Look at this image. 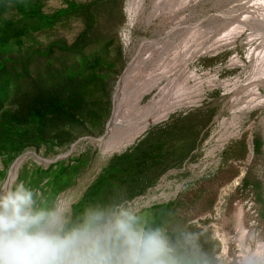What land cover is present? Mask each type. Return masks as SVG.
Returning a JSON list of instances; mask_svg holds the SVG:
<instances>
[{
	"label": "trees",
	"instance_id": "1",
	"mask_svg": "<svg viewBox=\"0 0 264 264\" xmlns=\"http://www.w3.org/2000/svg\"><path fill=\"white\" fill-rule=\"evenodd\" d=\"M48 1L0 0V158L6 166L31 148L39 152L45 147L48 154L68 149L83 135L104 130L112 111L109 81L124 50L119 39L103 33L99 17L104 18L100 14L107 13L108 4L115 0H63V7L53 13L45 12ZM119 15L110 11L105 16L116 20ZM63 23L84 27L73 43L63 38L48 43L37 39L39 32ZM181 124L163 130L167 134L163 138L143 141L132 153L115 156L80 203L112 196L117 190L130 199L143 195L172 166L165 164L172 153L166 151L168 142L174 138L178 142L183 131H192ZM195 142L196 137L181 145L182 158L195 150ZM88 162L85 154L48 169L36 166L30 179L23 180L21 174L20 182L41 188L51 200L72 187ZM66 174L73 179L69 184L62 181ZM7 178L8 170L0 169V179ZM174 205L155 211L176 213ZM208 240L212 244L210 235ZM205 247L209 249V244Z\"/></svg>",
	"mask_w": 264,
	"mask_h": 264
},
{
	"label": "rangeland",
	"instance_id": "2",
	"mask_svg": "<svg viewBox=\"0 0 264 264\" xmlns=\"http://www.w3.org/2000/svg\"><path fill=\"white\" fill-rule=\"evenodd\" d=\"M147 1L149 4L147 13H149L153 8L151 3L156 0ZM128 2V0H115L108 4L107 13L100 14L104 18L101 20L99 17V26L103 33L111 34L117 40L119 39L124 50L123 60L118 62L115 74L109 81V86L113 88L112 111L107 118L104 130H98L94 135H83L72 146L59 153L48 154L45 147L39 152L34 148L27 150L20 156L24 158V163L20 168L21 171L19 170L17 180L11 187L20 182L21 174H23V180H29L36 166L48 169L62 160H67L69 163L73 159L83 158L86 154L89 162L74 181L68 174L62 177L65 183L73 182L72 187L59 196L61 199L81 198L115 156L127 152L132 153L143 141L163 138L162 135H167L163 130L167 132L171 125L181 122V125L188 126L192 131L188 134V130L183 131L184 135L181 134L183 137L180 141L177 142L174 138V142L169 141L168 143L171 144L166 145V151L170 150L172 153L167 155L165 164L172 165V168L166 170L153 187L147 188L143 195L135 199L157 202V207L175 204V212L182 219L208 234L205 243L209 244L208 250L218 258V264H253L254 261L259 260L254 257L256 250L264 244V127L261 124L264 109L250 113L245 119L240 136L211 154L215 148L220 147L219 139L224 130L223 121L232 118L231 99L233 95L223 87L215 88L208 90L199 106L179 111L168 121L152 126L136 144L126 150L127 152L115 155L104 152L103 143L110 138L109 130L114 118L115 94L118 85L143 41L160 38V34L156 33L160 20L152 26H148L142 18L138 24H131ZM62 7L63 0H49L45 12L53 13ZM110 11L120 13L119 18L110 20L108 16H105ZM83 30L84 27L77 23H63L52 31L47 29L45 32H39L36 37L45 43L63 38L71 44ZM245 43L246 36L240 39L234 47L199 58L192 68L202 75L218 74L221 81L234 80L238 77L245 78L246 69L244 67L231 66L232 60L237 57L248 61V47ZM153 96L154 93L146 96L144 103H148ZM195 131L197 135L193 134ZM195 137V150L188 157L182 158L185 150H182L181 145L184 146L190 138L192 141ZM252 154L253 157L249 163ZM176 162L179 165L173 167V163ZM14 163L6 166L7 163L0 158V169L8 170V178L16 166V163L13 166ZM25 166L29 169L24 170ZM244 171L245 177L238 181ZM8 178L7 180L0 179V188L4 190L10 188ZM241 211L244 212V224L248 230L247 246L254 248L248 258L242 253L238 241L240 234L237 230V216ZM224 232L227 233L225 237L227 245L224 238L220 237V234ZM209 235L213 239L212 244L208 240ZM226 247L228 248L227 253H225Z\"/></svg>",
	"mask_w": 264,
	"mask_h": 264
},
{
	"label": "bare ground",
	"instance_id": "3",
	"mask_svg": "<svg viewBox=\"0 0 264 264\" xmlns=\"http://www.w3.org/2000/svg\"><path fill=\"white\" fill-rule=\"evenodd\" d=\"M128 1L131 24H138L142 18L152 26L160 20L156 30L160 38L143 41L118 85L104 152L123 153L152 126L168 121L179 111L199 106L208 90L223 87L233 95L232 118L222 123L220 147L211 152L216 153L240 136L250 113L264 109V0H150L153 8L149 13L147 0ZM245 36L248 61L237 57L231 62L232 67L246 69L245 78L221 81L218 74L202 75L192 68L199 58L234 47ZM153 93L145 104L146 96ZM261 124L264 127V117ZM23 163L24 158L11 171L8 186L17 180ZM245 175L244 171L238 181ZM237 219L238 241L248 258L254 248L247 246L243 211ZM226 236V232L220 234L227 245ZM254 257L264 260V244Z\"/></svg>",
	"mask_w": 264,
	"mask_h": 264
},
{
	"label": "clouds",
	"instance_id": "4",
	"mask_svg": "<svg viewBox=\"0 0 264 264\" xmlns=\"http://www.w3.org/2000/svg\"><path fill=\"white\" fill-rule=\"evenodd\" d=\"M57 196L23 181L0 188V264H218L208 234L157 202ZM253 264H264V260Z\"/></svg>",
	"mask_w": 264,
	"mask_h": 264
},
{
	"label": "water",
	"instance_id": "5",
	"mask_svg": "<svg viewBox=\"0 0 264 264\" xmlns=\"http://www.w3.org/2000/svg\"><path fill=\"white\" fill-rule=\"evenodd\" d=\"M22 157L18 158V160L15 162L16 164L21 160ZM15 163L13 166H15ZM10 180V177L8 178V181ZM9 184V183H8Z\"/></svg>",
	"mask_w": 264,
	"mask_h": 264
}]
</instances>
